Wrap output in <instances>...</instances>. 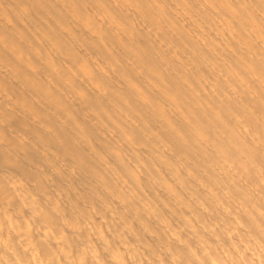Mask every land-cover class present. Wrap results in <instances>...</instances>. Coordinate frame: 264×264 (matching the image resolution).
Segmentation results:
<instances>
[{
    "label": "bare ground",
    "instance_id": "6f19581e",
    "mask_svg": "<svg viewBox=\"0 0 264 264\" xmlns=\"http://www.w3.org/2000/svg\"><path fill=\"white\" fill-rule=\"evenodd\" d=\"M116 2L0 0V264H73L93 241L86 264H115L101 227L113 247L126 228V247L161 257L144 264H168L165 248L232 223L231 193L203 161L225 141L264 139V113L242 115L227 21L217 10L218 39L161 71L151 33ZM117 18L136 24L134 39ZM101 179L124 190L114 200Z\"/></svg>",
    "mask_w": 264,
    "mask_h": 264
},
{
    "label": "clouds",
    "instance_id": "9594fccd",
    "mask_svg": "<svg viewBox=\"0 0 264 264\" xmlns=\"http://www.w3.org/2000/svg\"><path fill=\"white\" fill-rule=\"evenodd\" d=\"M115 6L133 16L136 24L151 33L161 71H165V64L169 62L181 69L192 64L201 49L206 50L218 39L215 17L219 10L227 21L223 26L224 40L235 48V62L246 80L235 81L238 92L234 95H243L248 100V111L242 113L246 121L258 122L256 117L264 113V0H117ZM117 20L119 26H113L116 33L129 41L134 39L136 24L129 26ZM105 21L112 24L106 15ZM212 156L213 159L203 161L202 166L231 193L229 206L233 219L229 229L208 241L198 242L196 248L185 246L184 252L165 248L161 256H167L168 264H186V257L187 264H264V139L249 136L237 145L225 141L224 154L213 152ZM101 183L114 200L124 190L103 179ZM7 207V200L0 202V211ZM101 233H105L102 227L94 230L93 236L112 248L110 258L121 257L115 264H144L149 257L154 261L161 258L145 254L137 244L128 242L126 247V233L131 234L126 228L121 230L115 247L108 236ZM93 243L81 257L74 258L73 264H86L94 252L98 254Z\"/></svg>",
    "mask_w": 264,
    "mask_h": 264
}]
</instances>
